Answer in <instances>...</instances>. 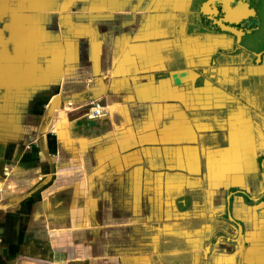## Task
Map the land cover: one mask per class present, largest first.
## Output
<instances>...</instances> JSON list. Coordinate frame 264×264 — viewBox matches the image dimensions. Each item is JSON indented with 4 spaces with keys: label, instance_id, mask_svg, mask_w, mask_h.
Returning <instances> with one entry per match:
<instances>
[{
    "label": "crops",
    "instance_id": "crops-1",
    "mask_svg": "<svg viewBox=\"0 0 264 264\" xmlns=\"http://www.w3.org/2000/svg\"><path fill=\"white\" fill-rule=\"evenodd\" d=\"M0 219L27 264H264V0H0Z\"/></svg>",
    "mask_w": 264,
    "mask_h": 264
},
{
    "label": "rangeland",
    "instance_id": "rangeland-1",
    "mask_svg": "<svg viewBox=\"0 0 264 264\" xmlns=\"http://www.w3.org/2000/svg\"><path fill=\"white\" fill-rule=\"evenodd\" d=\"M28 210L25 212L27 213ZM24 210H19L18 208H14L12 211H9V215L12 214L13 216H17L15 223L11 224L8 228H15L14 232H16V235L18 237V234L20 231L29 230V224L28 220L24 217H22V213ZM0 222H3V219H0ZM2 224H0V228H2ZM4 228V227H3ZM5 229V228H4ZM15 235V238H16ZM6 237H2L0 235V264H16V262H19V264H27L26 260L20 259V255H9L8 254V246L5 242ZM22 256V255H21Z\"/></svg>",
    "mask_w": 264,
    "mask_h": 264
},
{
    "label": "built area",
    "instance_id": "built-area-1",
    "mask_svg": "<svg viewBox=\"0 0 264 264\" xmlns=\"http://www.w3.org/2000/svg\"><path fill=\"white\" fill-rule=\"evenodd\" d=\"M103 112L101 111V105L100 104H95L94 108L91 111V116L94 118H98L102 116Z\"/></svg>",
    "mask_w": 264,
    "mask_h": 264
}]
</instances>
